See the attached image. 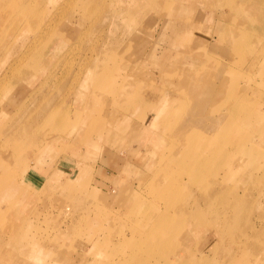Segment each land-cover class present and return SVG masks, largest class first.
<instances>
[{"label": "rangeland", "instance_id": "obj_1", "mask_svg": "<svg viewBox=\"0 0 264 264\" xmlns=\"http://www.w3.org/2000/svg\"><path fill=\"white\" fill-rule=\"evenodd\" d=\"M49 1L0 0V264H264V105L246 99L249 85L264 96V37L222 44L224 23L261 17L264 0ZM52 9L46 41L23 55ZM190 18L198 42L184 38ZM153 37L178 74L166 89L147 63L162 94L139 95L142 74L130 95L124 67Z\"/></svg>", "mask_w": 264, "mask_h": 264}, {"label": "bare ground", "instance_id": "obj_2", "mask_svg": "<svg viewBox=\"0 0 264 264\" xmlns=\"http://www.w3.org/2000/svg\"><path fill=\"white\" fill-rule=\"evenodd\" d=\"M49 1V0H48ZM55 1V0H54ZM67 1V0H66ZM50 2V1H49ZM52 2V4L54 3L53 2V0L51 1ZM50 2V3H51ZM57 2V4H58V1H56ZM55 2V3H56ZM55 5V4H54ZM61 5H62V3H61ZM54 6H52V8H53ZM57 7V6H56ZM59 7H60V4H59ZM63 7V6H62ZM66 8V7H65ZM64 8V9H65ZM56 10H58V9H52V11H50V13L47 15V19L41 24V25H38V24H36L35 23V31L33 32V37L30 39V41H29V43L26 45L27 47H25V51L23 52V55H25V53L26 52H28V51H30L31 49H32V47L34 48L36 45H38V44H41V43H43L44 41H46V36H47V33H48V31H49V28L51 27V23H52V21H51V19H53L57 14L59 15V13H58V11H56ZM62 10V9H61ZM65 10H63V12H64ZM50 16H51V18H50ZM224 25H225V28L227 29L225 32H224V36H226V35H228V33L230 32V30H231V28H234V26L233 25H231V24H225L224 23ZM246 36L245 35H243V34H239L237 37H234L233 39H232V41H231V46L230 47H232L233 49L237 46V47H240V43H242V42H245L246 41ZM49 42H46L44 45H46V46H49ZM56 53H58V55H57V60L58 59H60L61 58V56L63 55H66V54H71L72 53V47L70 48V47H67V46H65L62 50L61 49H57L56 48ZM58 51V52H57ZM139 52H140V50H139ZM198 52V51H197ZM21 53V52H20ZM199 53V52H198ZM22 54V53H21ZM200 55V54H199ZM139 57H142L143 58V56L141 55V53H138V54H136V55H134V62L133 63H129V62H127V64H126V66L124 67V69L126 68V70H125V72H124V70H123V74H122V80H125V82L123 83V85H122V87H126L127 88V90H128V92L130 93V95H132V93H131V91L132 92H137L138 90V86H140V84H139V82H140V80L138 79V71H139V69H137L138 68V66H139V64L141 63V64H144L145 62H143V61H140L142 58H139ZM63 58V57H62ZM168 58V57H167ZM202 58V57H201ZM203 58H205V59H208L209 61H211V57L210 56H208V55H205ZM23 59V57H22V55H21V57H19V59H16V60H18V61H21ZM153 59H151V61H152ZM168 60H170V61H172L170 58H168ZM193 60V59H192ZM130 61V60H129ZM150 61V62H151ZM230 61V63H229V65L231 64V65H233V60L232 59H230L229 60ZM137 62V66H135L134 64ZM153 62V61H152ZM155 62V61H154ZM189 62V61H188ZM204 62H207V61H204ZM208 63V62H207ZM31 65H34V63H30ZM56 64V63H55ZM140 64V65H141ZM202 65V64H201ZM201 65L199 66V68H198V65H197V63L196 62H194L193 63V65H192V76L191 77H194L195 75H198L199 74V69H201ZM178 68V67H177ZM229 68H231V67H229ZM195 71H196V73H195ZM189 73L190 72H188V73H184V75H182V76H179L178 77V79H177V81L176 82H178L179 80H186V77H189ZM100 75H102V76H104L103 74H100ZM176 76H177V74H176ZM100 78H102V77H100V76H96V77H94V79L92 80V82H91V84L93 85V87L95 88V89H100V90H104V88H102V82H101V79ZM165 79H169V78H167V77H165ZM221 78H219V80H220ZM171 82V80H168L167 82H165L164 84H163V86H164V88H166V86H171L172 84V82ZM191 83H194V82H191ZM147 85H151L150 83H148ZM224 83H220V87H224ZM114 87V85H112V81L109 83V84H107V85H105V88H107L106 90H109L110 91V89L111 88H113ZM229 87V86H228ZM253 87H255L254 85L253 86H250L249 85V87H248V91H250V94H248V95H246V99H250L251 100V102H250V106L254 103V106H252V107H254V108H252V110L253 111H255V105H256V103L258 104V106H259V104L260 105H264V96H262L261 94L259 95V93H258V89L257 88H253ZM166 89H169V88H166ZM137 90V91H136ZM143 90V92L142 91H140L139 92V95H142L143 97H145V98H150V97H156V96H159V95H161L162 93H160V91L159 92H156V91H152V90H150L149 88H143L142 89ZM164 90V89H163ZM138 93V92H137ZM262 97H263V100H262ZM73 108H77V106L76 105H74L73 106ZM232 114H235V113H232ZM250 115V116H249ZM258 115L259 116H264V113H258ZM248 117H250V119H251V110H249L248 111V113H247V115H246V118H248ZM155 118H156V116H153L151 119H150V124L151 123H153L154 122V120H155ZM248 124H249V122H248ZM124 126H126V123H125V125ZM228 126H229V124H228ZM230 127V126H229ZM229 132V131H228ZM155 136H156V133H155ZM155 136H151V139L152 140H150V142H154V140H155ZM152 170V169H151ZM194 174V173H193ZM4 193L7 195V194H10L11 192H10V190H5L4 191ZM160 230V231H159ZM159 232L161 233L160 235H159V232L158 231H156V230H154L151 234H152V236L153 237H155V240H157V239H160L161 237H165L166 235L164 234V233H162L161 231H162V229H161V226L159 227ZM178 234V233H177ZM150 236V235H149ZM146 238H148V236H146ZM132 257H134V255H131V256H128V258H126V257H123V258H126V260L124 261V262H126V263H131V261H133V258ZM164 262H167V260H164ZM174 262H177V261H175V260H173V259H171L170 261H169V263L170 264H173ZM125 264V263H124Z\"/></svg>", "mask_w": 264, "mask_h": 264}, {"label": "crops", "instance_id": "obj_3", "mask_svg": "<svg viewBox=\"0 0 264 264\" xmlns=\"http://www.w3.org/2000/svg\"><path fill=\"white\" fill-rule=\"evenodd\" d=\"M220 11H218V13H219ZM208 14V13H207ZM206 14V20H207V18H208V24H209V27H207V30L206 31H209V34H211L213 31H215V33H216V37L218 38L219 37V33H218V31H217V24H220L221 25V23L223 22V20L221 19V16L219 17V16H217L216 14V17L215 16H210V14H208L207 15ZM214 17H215V19H214ZM204 20H205V18H204ZM256 20H259V23H256L255 21ZM239 22H241L240 23V25H239V28L235 25V23H233L232 21H230V23H231V25H233L234 26V28H231V30H230V32L228 33V35H226V37H224L225 39H224V42L222 41V44H224V47L226 48V49H228L230 46H231V41H232V39L234 38V37H237L239 34H243V35H255V34H257V35H259L260 37H264V32L262 31V28H264V15H262L261 17H259L258 18V16H256V15H250L249 17H245V18H243V19H240V21ZM186 23L188 24L187 25V31L185 32V40L186 41H191V42H198V41H200V40H198V35H197V27L198 26H195V25H197V24H195V20L194 19H192V18H190L189 20H187L186 21ZM194 23V24H193ZM178 25H176L178 28H184L185 26H186V24L185 23H177ZM228 25V24H227ZM160 27V28H159ZM262 27V28H261ZM159 29L158 31H162V30H165V28H166V26H164L163 24H161V23H159L154 29H155V35H156V29ZM169 28V27H168ZM153 29V30H154ZM170 29V28H169ZM237 30H238V32H237ZM162 32H159V33H157V36H161L162 37ZM195 36V37H194ZM176 38H177V33H176V35H175V38H174V40H172V42H170V44H172L173 42H176L175 40H176ZM180 38H181V35H180ZM201 40H204V43H205V45H206V47H207V54L209 53L208 52V50H210L211 48H214V44L213 43H211V41L208 39V38H206V36L204 37V36H201ZM150 41V40H149ZM157 40L153 37V39L149 42V45H150V49L148 50V51H146V52H143V58L142 57H139V58H142L140 61H143V62H145L144 64H139V66H138V68L137 69H139V71H138V77L140 76V75H142L143 74V77H144V79H145V75H147L148 77H149V82H147L146 83V85L148 84V83H150L151 85H147V87L146 88H149L150 90H152V91H156V92H159L160 91V93H162L163 92V88H161V89H157L156 87H154L153 85L156 83L155 82V79H154V74L152 73V71L150 70V69H148V67H147V63H155L156 65H159V67H161V69L159 68V69H155V71H154V73L155 74H159L160 76H162V77H167V78H169V79H166V80H164V82H162L161 84H162V87H164L163 86V84L165 83V82H167L168 80H170V77L171 76H173V75H175L176 76V74H178V68H174V66L172 67L173 68V70H169V71H165V70H163L162 68L164 67L163 65H164V61L163 60H161V58H160V54L159 55H157L155 52H156V48H157ZM227 46V47H226ZM215 48H217V47H215ZM221 50H222V48H220ZM221 50H217V51H221ZM140 52H141V50H140ZM139 52V53H140ZM222 52V51H221ZM164 55V54H163ZM209 55V54H208ZM211 55L213 56V54H212V51H211ZM222 55L223 56H226L225 58L227 59V56H228V53L226 54L225 52L224 53H222ZM148 56H150V58H148ZM155 56H156V59H155ZM165 56H168V55H165ZM169 57V56H168ZM187 57V56H186ZM214 57V56H213ZM148 58V59H147ZM147 59V60H146ZM151 59H153L152 61H155V62H152L151 61ZM155 59V60H154ZM151 61V62H150ZM218 62H219V60H217ZM155 64H153V66H156ZM166 65H168L167 63H166ZM224 65H227V62L224 64L223 63V66ZM151 71V72H147V71ZM162 71V72H161ZM150 75H152V76H150ZM156 78V77H155ZM145 84V83H144ZM138 91L140 92V91H142V90H139L138 89ZM152 101H154V100H152ZM155 103V102H154ZM154 113V112H153ZM90 118H88V120L84 123L85 125H86V127H85V129H83L84 131L86 130V129H88V128H90V129H92L91 131L93 132V127L94 126H92L91 125V122H90ZM141 130H142V126H140L139 128H138V130H137V132L135 133V135H139V133L141 132ZM90 131V134H92V132ZM147 137V136H146ZM146 137H144L143 139L145 140V138ZM149 140V137L147 138V142H149L148 141ZM150 140H152V139H150ZM144 146H146V143L144 144V142L142 143ZM151 146H152V144L151 143H149ZM148 147V150H149V152H150V150H151V148H153V146L152 147ZM125 146H123V148H124ZM123 148L121 149L122 150V152H123ZM80 151H82L83 153L85 152V154L88 156V154H90L88 151H86V150H84V149H81ZM79 151V152H80ZM79 152H75V154H74V156H77L78 154H79ZM87 156H85V159H86V157ZM90 158V157H89ZM76 159H78V157H76ZM107 162V161H106ZM125 165H127V164H123L121 167H122V169L123 168H125V167H127V166H125ZM110 168H112V167H110ZM52 172V171H51ZM51 172H47V174H44V175H47L46 177H48L50 174L49 173H51Z\"/></svg>", "mask_w": 264, "mask_h": 264}]
</instances>
